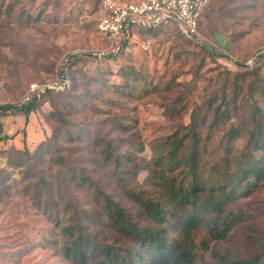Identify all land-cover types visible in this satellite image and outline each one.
<instances>
[{
  "label": "rangeland",
  "instance_id": "rangeland-1",
  "mask_svg": "<svg viewBox=\"0 0 264 264\" xmlns=\"http://www.w3.org/2000/svg\"><path fill=\"white\" fill-rule=\"evenodd\" d=\"M209 1L198 39L187 41L174 27H168L136 34L128 47L108 57L112 52L98 29L100 0H0V106L21 104L27 86L50 81L64 70L65 58L70 55L75 58L74 91L81 93L86 82L99 89L98 95L77 97H82L79 110L70 115H75L80 125L111 138L118 152L151 160V142L188 124L191 112L197 109L204 117L199 128L202 138H207L206 154L211 159L217 157L222 153L224 133L231 123H238L233 117L208 129L212 108L222 93L226 98L235 92L236 102L246 114L252 102L262 106L264 101L258 88L264 87V0ZM124 71L131 72L129 78L136 76L129 92L121 91L127 86ZM210 100L214 102L207 108ZM174 101H180V109L169 112L166 105ZM56 102L59 105L63 97ZM61 108L65 110L63 105ZM52 110L48 94L28 122L22 113L0 111V176L4 183L0 196V264H78L63 255L65 237L41 207L44 190L35 181V171L26 169L33 167L29 154L19 152L33 153L51 134ZM113 119L126 127H116ZM244 143V134L230 142L235 148ZM87 146L94 148L88 140ZM49 161L51 172L60 168L49 159L40 160L38 167ZM98 167L91 169L94 178L105 171L103 168L99 173ZM63 176L67 178L64 172ZM146 176L144 169L137 179L144 182ZM261 182L231 204L233 210L241 208L244 215L224 238L212 236L205 227L194 232L198 250L206 258L213 249L231 257L260 252L264 244V177ZM35 191L39 206L33 199ZM201 242L207 250L201 248Z\"/></svg>",
  "mask_w": 264,
  "mask_h": 264
},
{
  "label": "trees",
  "instance_id": "trees-1",
  "mask_svg": "<svg viewBox=\"0 0 264 264\" xmlns=\"http://www.w3.org/2000/svg\"><path fill=\"white\" fill-rule=\"evenodd\" d=\"M168 27H174L185 40H192L171 21L152 29H134L131 38ZM102 36L108 45L106 35L102 33ZM129 42L122 48L128 47ZM115 54L112 52L108 57ZM74 59L67 55L65 68L59 73L67 79L64 90H48L27 103L0 106L2 113L11 109L22 113L28 122L30 114L49 94L54 109L49 113L54 120L51 134L33 153L19 152L29 154L33 167L26 169L35 171V181L44 190L41 203L36 199L38 189L35 191V203L41 204L65 237L63 255L78 264H264V244L259 253L248 257H231L227 252L213 249L206 258L194 241V232L202 227L212 236L224 238L244 215L241 208L233 210L231 204L261 185L264 177V101L262 106L252 102L246 114L240 102H236L235 92L226 98L222 93L220 102L212 105L213 117L208 129L216 122L233 117L238 123H231L224 133L222 153L215 158L206 154L207 138L200 135L199 127L204 124V117L193 109L188 124L151 142L153 155L151 160H145L128 151L118 152L111 138L108 140L95 129L80 125L75 115L71 117L70 114L79 110L78 100L82 97H77H91L99 92L98 88L90 87L92 82H86L81 93L74 91ZM124 75L127 86L121 91L129 92L135 86L136 76L129 78L131 72L128 71H124ZM258 88L264 98V87L259 85ZM58 97H63L59 105ZM213 102L210 100L207 108ZM179 104L180 101H174L166 105V109L177 112ZM112 122L120 129L126 127L119 120ZM240 134L245 135V143L235 148L230 142ZM87 140L93 144L92 150L85 147ZM39 159H49L60 168L51 172L50 161L38 167ZM92 167H98L99 173L103 168L105 171L94 178ZM144 169L147 176L140 182L137 175ZM3 184L1 179L0 196ZM204 244L200 243L201 248L207 250Z\"/></svg>",
  "mask_w": 264,
  "mask_h": 264
},
{
  "label": "built area",
  "instance_id": "built-area-1",
  "mask_svg": "<svg viewBox=\"0 0 264 264\" xmlns=\"http://www.w3.org/2000/svg\"><path fill=\"white\" fill-rule=\"evenodd\" d=\"M207 4L208 0H100L102 18L98 28L106 35L111 52L130 40L135 27L152 29L166 21L175 22L185 36L198 39ZM66 85L62 74L48 82L31 83L21 96V104L38 99L48 90L62 91Z\"/></svg>",
  "mask_w": 264,
  "mask_h": 264
},
{
  "label": "crops",
  "instance_id": "crops-1",
  "mask_svg": "<svg viewBox=\"0 0 264 264\" xmlns=\"http://www.w3.org/2000/svg\"><path fill=\"white\" fill-rule=\"evenodd\" d=\"M209 1V0H208ZM207 6V5H206ZM206 8V7H205Z\"/></svg>",
  "mask_w": 264,
  "mask_h": 264
}]
</instances>
